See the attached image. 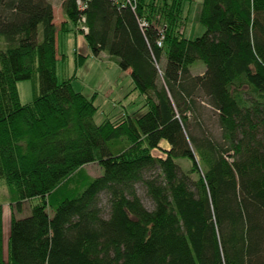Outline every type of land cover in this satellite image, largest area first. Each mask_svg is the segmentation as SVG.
Listing matches in <instances>:
<instances>
[{"label":"trees","instance_id":"1","mask_svg":"<svg viewBox=\"0 0 264 264\" xmlns=\"http://www.w3.org/2000/svg\"><path fill=\"white\" fill-rule=\"evenodd\" d=\"M81 1L61 0L57 27L51 0H0V180L14 212L31 210L12 214L0 264H264V0H201L195 38L192 0ZM70 30L130 69L138 109L96 123L74 74L58 80ZM91 163L103 173L60 195Z\"/></svg>","mask_w":264,"mask_h":264},{"label":"rangeland","instance_id":"2","mask_svg":"<svg viewBox=\"0 0 264 264\" xmlns=\"http://www.w3.org/2000/svg\"><path fill=\"white\" fill-rule=\"evenodd\" d=\"M51 2H53V0H51ZM58 2L57 0V6H55L56 12H58ZM200 9L201 0H192L187 9V21L182 27L184 36L187 38H195L205 31V27L199 20ZM57 17L58 15L56 14V18ZM69 27H72V24H69ZM69 32H71V30L68 32H61L58 36V45L62 52L69 56L70 61L68 63H63L60 59L58 60L57 77L58 80L61 81V79L65 77L72 76L73 71H75L76 78L73 83L74 87L81 85L83 87V93L87 97H91L95 94L93 99L97 109L94 113V121L100 123L106 118L112 120L119 118L121 115H124V113H121V106L124 108L123 111L127 113H131L138 109L142 104V99L132 101L128 98L129 100L127 101L121 100L118 102V100L123 99L129 91L131 98L138 97L140 94L136 90L132 92V84L130 83L129 76L124 73L122 69L114 65V63L108 65L106 63L107 60L102 56L95 57L90 55L82 65L73 66L75 49L78 54L80 53L83 55L89 53L90 49L82 33L78 32L75 35L74 32L70 34ZM75 36H78L76 44L74 43ZM204 67L201 61H196L190 66V71L198 73L201 71V68ZM17 89L22 103L32 100L34 95L32 80L19 81L17 83ZM203 114L202 120L204 124L217 135L219 131L216 127V118L213 116L212 111L206 107ZM165 143L166 142H163V144ZM180 163L183 168L188 167L187 161L183 160ZM102 173L103 169L97 163L86 164L76 177H74V180L64 186L62 191H59L60 195H64L63 197L67 198L73 197L77 192H80L92 178L100 176ZM138 194L144 205L150 208L152 203L141 186H138ZM10 203L7 187L4 182L0 180V258L2 259L7 258V241L12 214L15 213V215L20 218L29 215L31 211L30 204L27 201L23 202L21 214L14 212V205H10ZM51 204L54 205V203ZM101 207L104 214H106L107 206L104 196L101 197ZM47 210L49 214H52L53 208L51 206H48Z\"/></svg>","mask_w":264,"mask_h":264},{"label":"crops","instance_id":"3","mask_svg":"<svg viewBox=\"0 0 264 264\" xmlns=\"http://www.w3.org/2000/svg\"><path fill=\"white\" fill-rule=\"evenodd\" d=\"M59 2V4H58V12H56V7L55 6H57V0H53V2H52V4H53V9H54V22H55V25L56 26H58L59 27V25H60V23L61 22H63V21H65V17H64V15H63V12H62V9H61V0H58ZM56 14L58 15V17L56 18ZM57 21H59V22H57ZM67 27H68V25H67ZM62 32H64V31H62ZM68 32V31H67ZM72 32H74V34L76 35V33L77 32H75V31H71V32H69V34L70 33H72ZM61 33V32H60ZM65 34V33H64ZM67 35H68V33H67ZM77 41H78V36H75V38H74V43L76 44L77 43ZM59 50H60V52H62V50L60 49V47H59ZM75 55H74V59H73V66H75L76 65V54H78L77 53V51H76V49H75ZM63 53V52H62ZM64 54V53H63ZM90 54V50H89V53H87L86 55H88V57L90 56L89 55ZM65 56L64 57H61L60 58V61L61 62H65V63H68L69 61H70V59H69V56L68 55H66V54H64ZM103 58H105L107 61H106V63L108 64V65H111V63H114L113 61H110L109 59H108V57H107V55L106 54H102L101 55ZM87 57V58H88ZM86 58V59H87ZM86 61V60H85ZM84 61V62H85ZM114 65H116L117 67H118V65L117 64H115L114 63ZM119 68V67H118ZM120 69V68H119ZM204 69L202 68L201 69V71H203ZM200 71V72H201ZM75 71H73V74H74V76H75V78H76V75H75V73H74ZM123 72L124 73H126L128 76H129V79H130V83L132 84V92H133V90H136V89H134V85H133V82H132V79H131V76H130V69H127V70H123ZM202 73V72H201ZM201 73H199V74H201ZM75 78H73V83H74V80H75ZM74 85V84H73ZM77 90H80V91H82L83 92V87L81 86V85H78V87H75ZM137 91V90H136ZM130 92V91H129ZM127 93L125 96H124V98L123 99H120V100H118V102L119 101H121V100H125V101H127V100H132V101H138V100H140V99H142V96L140 95V96H138V97H133V98H131L130 96V93ZM135 92V91H134ZM95 93H96V91H95ZM129 98V99H128ZM121 106V105H120ZM124 108H123V106H121V113H125L124 111ZM10 205H12V204H10ZM10 226V225H9ZM6 233H7V231H6ZM8 236H9V233H8Z\"/></svg>","mask_w":264,"mask_h":264},{"label":"built area","instance_id":"4","mask_svg":"<svg viewBox=\"0 0 264 264\" xmlns=\"http://www.w3.org/2000/svg\"><path fill=\"white\" fill-rule=\"evenodd\" d=\"M116 1H118V0H116ZM77 5H78V7L81 10H83L86 7V5L84 4V2H82L81 0H77ZM78 23H79L80 29L83 30V32H87L88 31V28L85 26V18L83 16L80 18V20L78 21ZM160 43L161 42L159 41L158 44L160 45Z\"/></svg>","mask_w":264,"mask_h":264},{"label":"bare ground","instance_id":"5","mask_svg":"<svg viewBox=\"0 0 264 264\" xmlns=\"http://www.w3.org/2000/svg\"><path fill=\"white\" fill-rule=\"evenodd\" d=\"M90 49V48H89ZM95 94L92 95V97L94 98ZM94 100V99H93Z\"/></svg>","mask_w":264,"mask_h":264}]
</instances>
